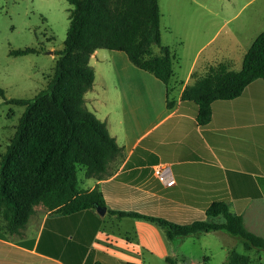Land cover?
<instances>
[{
	"label": "crops",
	"instance_id": "obj_1",
	"mask_svg": "<svg viewBox=\"0 0 264 264\" xmlns=\"http://www.w3.org/2000/svg\"><path fill=\"white\" fill-rule=\"evenodd\" d=\"M232 1L222 2L227 13L221 25L197 47L183 78L173 77V70L168 95L161 80L124 52L96 48L91 53L94 80L85 104L105 121L123 155L102 178L83 173L78 187L101 191L105 212L95 207L61 215L36 205L19 233L0 235V264H207L205 252L211 249L200 240L210 231L172 240L163 227L117 217L110 209L182 222L205 219L213 201H224L241 214L248 231L264 235V80H252L234 98L213 101L203 124L197 106L180 98L193 72L217 63L237 69L264 29V0H243L237 12L230 11ZM220 35L216 52L200 61L198 55ZM159 163L170 168L172 185L155 178L152 168ZM215 232L221 240L218 264L227 261L231 248L248 254L252 264H264V250H245L238 239Z\"/></svg>",
	"mask_w": 264,
	"mask_h": 264
},
{
	"label": "trees",
	"instance_id": "obj_2",
	"mask_svg": "<svg viewBox=\"0 0 264 264\" xmlns=\"http://www.w3.org/2000/svg\"><path fill=\"white\" fill-rule=\"evenodd\" d=\"M67 1L71 8L66 36L62 48L54 52L57 57L46 85L29 98H6L0 88L4 102L23 106L0 154V235L19 233L36 205L61 215L104 205L101 191L79 189L77 181L78 166L86 177L102 178L123 155L105 121L85 104V93L94 80L89 57L96 48L124 52L169 92L174 55L161 43L159 0ZM29 52L39 51L34 47L10 50L13 55ZM191 75L193 80L184 86L180 98L197 106L196 118L203 124L210 118L213 101L234 98L252 80H264V29L252 40L239 69L217 63ZM108 212L153 222L172 240L221 231L238 239L245 250H264V235L248 231L241 214L232 212L224 201H213L205 209V219L182 222L132 210ZM252 263L248 254L231 248L222 264Z\"/></svg>",
	"mask_w": 264,
	"mask_h": 264
},
{
	"label": "rangeland",
	"instance_id": "obj_3",
	"mask_svg": "<svg viewBox=\"0 0 264 264\" xmlns=\"http://www.w3.org/2000/svg\"><path fill=\"white\" fill-rule=\"evenodd\" d=\"M223 1L159 0L161 43L174 55L173 77L183 78L197 47L221 25L227 13L221 8ZM242 3L243 0L232 1L230 11L237 12ZM70 8L67 0H0V88L6 98H29L46 85L57 57L54 52L63 46ZM241 16H237L233 24H238ZM220 42L221 35L198 55L199 60L213 55ZM24 47H34L39 52L10 54L11 49ZM241 63L242 59L235 67L239 69ZM22 110L23 106L6 103L0 95V154ZM119 161L117 157L112 167H118ZM77 168V181L81 185L84 169ZM152 171L154 174L153 168ZM204 234L200 243L211 249L205 252L206 263L218 264L222 259L219 235L215 231ZM260 255L264 260V251H260Z\"/></svg>",
	"mask_w": 264,
	"mask_h": 264
},
{
	"label": "built area",
	"instance_id": "obj_4",
	"mask_svg": "<svg viewBox=\"0 0 264 264\" xmlns=\"http://www.w3.org/2000/svg\"><path fill=\"white\" fill-rule=\"evenodd\" d=\"M154 175L158 180L165 185H172L174 183V178L171 174L170 168L163 163H159L153 166Z\"/></svg>",
	"mask_w": 264,
	"mask_h": 264
},
{
	"label": "water",
	"instance_id": "obj_5",
	"mask_svg": "<svg viewBox=\"0 0 264 264\" xmlns=\"http://www.w3.org/2000/svg\"><path fill=\"white\" fill-rule=\"evenodd\" d=\"M96 210L99 214H104L105 212V207L101 205H96Z\"/></svg>",
	"mask_w": 264,
	"mask_h": 264
}]
</instances>
